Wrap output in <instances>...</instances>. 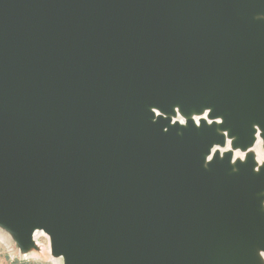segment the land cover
Masks as SVG:
<instances>
[{
	"label": "water",
	"instance_id": "water-1",
	"mask_svg": "<svg viewBox=\"0 0 264 264\" xmlns=\"http://www.w3.org/2000/svg\"><path fill=\"white\" fill-rule=\"evenodd\" d=\"M253 12L264 0H0V220L26 245L45 229L63 264H246L244 238L264 249V166L200 167L223 136L148 107L203 93L234 145L252 139Z\"/></svg>",
	"mask_w": 264,
	"mask_h": 264
},
{
	"label": "bare ground",
	"instance_id": "bare-ground-1",
	"mask_svg": "<svg viewBox=\"0 0 264 264\" xmlns=\"http://www.w3.org/2000/svg\"><path fill=\"white\" fill-rule=\"evenodd\" d=\"M252 18L254 20L261 19L264 21V14L260 12H253ZM207 99V95L200 93V104L197 105L195 101H191L188 104L187 112L183 106L181 96H178V98L174 102H170V111H166L161 106H149L148 108L152 113L149 118L151 120H155L158 116L169 117V125L177 123L179 127L188 126L189 121H191L198 131L200 130L203 122L207 126L213 125L215 127V131L223 136V141L212 142L208 146V150L202 152V154L198 158L200 167L208 170L214 160H217L218 163L226 160L228 168L225 171V174L231 175L240 171L238 163L246 165L248 164V160L251 157L253 165L250 166V175L253 177L259 176L261 173V169L264 166V162L259 159V156L262 154V152H259V148L264 144V126H262L260 122H258L255 118L251 119V121L249 122V136L252 139H246L245 143L234 145V142L239 140L238 132H231L232 125H229L228 127H222L221 125L225 120L226 113L228 112H222L214 116L210 115L213 106L206 104ZM199 109L201 110V112H199ZM166 129L167 128H165V130ZM263 193L264 189L256 190L253 192V196L259 197ZM263 203L264 200L262 201V205ZM262 210H264V208H262ZM42 234L47 235L50 243V251L52 254L51 234L47 233V231L42 227H32L31 239L33 241L36 242V240H38V237ZM254 253L261 255L260 248L257 244L254 245ZM61 259L63 261V255H61Z\"/></svg>",
	"mask_w": 264,
	"mask_h": 264
},
{
	"label": "rangeland",
	"instance_id": "rangeland-1",
	"mask_svg": "<svg viewBox=\"0 0 264 264\" xmlns=\"http://www.w3.org/2000/svg\"><path fill=\"white\" fill-rule=\"evenodd\" d=\"M262 154L259 159L264 162V144L259 148ZM264 200V193L261 195V202ZM264 208V203L261 205ZM244 238V237H243ZM251 239L244 238L237 245L243 254L246 264H264L262 255L249 253ZM264 248V237L262 238ZM264 253V249H260ZM249 260L247 262V260ZM0 264H63L60 255H52L50 243L46 234L38 237L32 244L26 245L21 241L14 227L0 220Z\"/></svg>",
	"mask_w": 264,
	"mask_h": 264
},
{
	"label": "snow or ice",
	"instance_id": "snow-or-ice-1",
	"mask_svg": "<svg viewBox=\"0 0 264 264\" xmlns=\"http://www.w3.org/2000/svg\"><path fill=\"white\" fill-rule=\"evenodd\" d=\"M261 255H264V253H261Z\"/></svg>",
	"mask_w": 264,
	"mask_h": 264
}]
</instances>
